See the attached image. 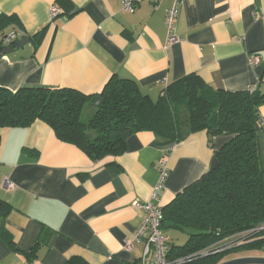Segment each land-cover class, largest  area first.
Listing matches in <instances>:
<instances>
[{
  "label": "crops",
  "instance_id": "0c3cea01",
  "mask_svg": "<svg viewBox=\"0 0 264 264\" xmlns=\"http://www.w3.org/2000/svg\"><path fill=\"white\" fill-rule=\"evenodd\" d=\"M122 1L0 0V16L18 22L6 34L30 37L24 47L0 55V86L69 87L97 95L117 76L135 80L157 100L165 80L169 85L196 73L216 89H264V0H183L178 40L169 47L165 17L174 0H143L134 12L123 10ZM52 5L60 10L53 19ZM38 33L35 44L31 36ZM254 54L259 62L252 66ZM260 114L264 121V104ZM228 138L210 139L201 130L162 145L151 131H140L124 153L93 160L42 120L0 127V201L11 206L0 207V264H65L71 258L140 264L144 241L124 247L143 218L134 201L150 198L166 162L157 202L167 205L217 164L215 151ZM6 178L14 189L4 188ZM178 231H164L169 245L186 242ZM239 256L264 255L242 251L224 260Z\"/></svg>",
  "mask_w": 264,
  "mask_h": 264
},
{
  "label": "trees",
  "instance_id": "16d2710c",
  "mask_svg": "<svg viewBox=\"0 0 264 264\" xmlns=\"http://www.w3.org/2000/svg\"><path fill=\"white\" fill-rule=\"evenodd\" d=\"M14 24L18 22L10 16H0V55L6 28ZM41 37V33L31 36L35 44ZM96 96L103 98L99 106L93 105ZM262 104L260 86L216 89L196 73L164 86L157 100L143 93L135 80L113 76L97 95L69 87L23 85L12 91L0 86V127H27L42 120L60 140L78 146L93 160L124 153L128 139L140 131H151L162 145L179 143L201 130L210 139L227 135L215 151L217 164L162 207V229L179 230L188 237L184 244H168V258H186L180 264H218L242 251L264 248V229H257L264 226L260 156L264 141L258 136L259 130L264 131ZM1 206L11 207L5 201ZM239 238L244 241L229 249L200 255ZM39 246L37 241L31 251ZM77 259L65 264H79Z\"/></svg>",
  "mask_w": 264,
  "mask_h": 264
},
{
  "label": "built area",
  "instance_id": "2783aa9c",
  "mask_svg": "<svg viewBox=\"0 0 264 264\" xmlns=\"http://www.w3.org/2000/svg\"><path fill=\"white\" fill-rule=\"evenodd\" d=\"M143 0H123L122 9L128 12H134L138 5ZM183 0H174L172 6L167 9L165 23L167 28V41L166 46H170L172 43L178 40L174 30L177 22L178 12L180 4ZM52 19L59 14L60 10L56 5H52L50 8ZM20 36L12 32L7 34L3 38L4 44H9L13 40L18 39ZM259 62V56L253 55L250 58V64L255 66ZM167 81H164V86H167ZM254 89V88H252ZM261 124L264 125L262 120ZM168 165L166 162H162L160 167V177L156 186L153 188L150 198L147 200H135L134 207L143 212V218L134 232L132 238L126 240L124 247L127 250L133 248L134 242L144 241V252L140 261V264H180L183 263L186 258H179L172 260L168 258L167 254L169 251L168 238L162 229V219H163V208L158 204V192L162 190L165 186V181L168 176ZM14 183L6 178L4 180V188L7 190L14 189ZM258 230L264 229V226L257 228ZM254 231L251 230V233ZM246 237V236H244ZM234 239V238H233ZM231 240L225 243H219L215 246H212L200 253L201 256H206L209 254H214L217 252H222L226 249H229L235 246L238 243L244 241V238H239L236 240ZM243 240V241H242ZM221 244V245H220ZM195 255V254H194ZM191 257V256H190ZM193 257V256H192ZM31 264H39L38 262H32Z\"/></svg>",
  "mask_w": 264,
  "mask_h": 264
},
{
  "label": "water",
  "instance_id": "95a60500",
  "mask_svg": "<svg viewBox=\"0 0 264 264\" xmlns=\"http://www.w3.org/2000/svg\"><path fill=\"white\" fill-rule=\"evenodd\" d=\"M74 13V12H72ZM30 42V37L27 35H22L18 39L13 40L11 43L7 44L3 49L2 53L7 54L14 52ZM103 98L101 96H96L93 105L99 106ZM258 136L264 141V131L259 130ZM218 264H264V256H239L221 261Z\"/></svg>",
  "mask_w": 264,
  "mask_h": 264
},
{
  "label": "rangeland",
  "instance_id": "374dc122",
  "mask_svg": "<svg viewBox=\"0 0 264 264\" xmlns=\"http://www.w3.org/2000/svg\"><path fill=\"white\" fill-rule=\"evenodd\" d=\"M89 111H91V110H89ZM88 111V112H89ZM260 156H261V165L262 166H264V143L262 142V147H261V153H260ZM169 169V168H168ZM172 232H174V231H172ZM171 234H173V233H171ZM177 234H182L181 236H183V237H185L184 235H183V233L181 232V231H178V233ZM186 235V234H185ZM175 239V238H174ZM174 241H178V240H174ZM179 241H181V240H179ZM228 241H231V240H228ZM260 253L262 254V255H264V248H262L261 250H260Z\"/></svg>",
  "mask_w": 264,
  "mask_h": 264
}]
</instances>
